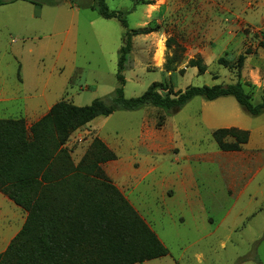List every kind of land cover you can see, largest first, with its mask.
I'll return each mask as SVG.
<instances>
[{
    "label": "rangeland",
    "instance_id": "rangeland-1",
    "mask_svg": "<svg viewBox=\"0 0 264 264\" xmlns=\"http://www.w3.org/2000/svg\"><path fill=\"white\" fill-rule=\"evenodd\" d=\"M91 2L0 5V119L23 117L29 127L59 100L83 106L114 93L125 28L116 18L100 17ZM105 3L123 11L130 29L157 27L131 38L126 98L152 83L177 91L240 81L253 104L264 99V0ZM247 49L238 73L236 58ZM221 56L227 66L217 62ZM193 57L205 63L203 73L188 65ZM228 127L248 130L237 152L219 150L212 138L214 129ZM94 137L117 156L103 169L168 249L141 264H264V112L248 115L232 96H195L176 112L116 110L69 138L74 163ZM2 196L0 252L21 210Z\"/></svg>",
    "mask_w": 264,
    "mask_h": 264
},
{
    "label": "trees",
    "instance_id": "trees-1",
    "mask_svg": "<svg viewBox=\"0 0 264 264\" xmlns=\"http://www.w3.org/2000/svg\"><path fill=\"white\" fill-rule=\"evenodd\" d=\"M13 1L0 0V5ZM27 1L40 7L60 0ZM91 8L102 18H116L125 28L117 59L118 84L112 95L97 97L88 105L59 100L30 127L23 117L0 119V191L27 212L21 229L0 252V264H141L168 254L104 171L102 165L117 158L104 141L92 138L77 163L73 162L66 143L94 118L145 106L176 112L195 96L206 101L232 96L248 115L264 112V99L253 104L240 81L190 85L177 91L152 83L140 96L126 98L123 72L131 38L157 27L130 29L123 11L109 9L105 0H92ZM259 46L264 49V42ZM250 53L247 49L237 56L238 73ZM217 62L227 66L229 61L221 56ZM188 65L200 74L206 70L200 57L189 59ZM211 134L221 151H239L249 138L248 130L237 127L217 128Z\"/></svg>",
    "mask_w": 264,
    "mask_h": 264
},
{
    "label": "crops",
    "instance_id": "crops-1",
    "mask_svg": "<svg viewBox=\"0 0 264 264\" xmlns=\"http://www.w3.org/2000/svg\"><path fill=\"white\" fill-rule=\"evenodd\" d=\"M88 6L89 7H91L92 6V2L91 3H89L88 4ZM40 118V117H39ZM39 118H37L36 120H38ZM36 120H34V122L36 121ZM92 121V120H91ZM90 121V122H91ZM34 122H32V123H30L29 124V127L34 123ZM89 122V123H90ZM25 123H26V126H27V121H26V118H25ZM89 123H87L86 125H88ZM80 129V128H79ZM78 129V130H79ZM78 130H76V131H78ZM76 131L75 132H73L72 134H71V136L74 134V133H76ZM70 136V137H71ZM107 145V144H106ZM108 146V145H107ZM109 147V146H108ZM111 149V148H110ZM230 152H237V151H230ZM117 159V158H116ZM115 159V160H116ZM115 160H112V161H115ZM108 162H111V161H108ZM105 171V170H104ZM107 174V173H106ZM108 175V174H107ZM109 177V176H108ZM110 178V177H109ZM116 186V185H115ZM119 190H120V188L118 187V186H116ZM121 191V190H120ZM121 193L124 195V193L121 191ZM0 194L1 195H3L2 197H3V199H7L8 201H12L11 199H9L4 193H2L1 191H0ZM185 195H186V193H184ZM124 197L128 200V198H127V196H125L124 195ZM129 201V200H128ZM13 202V201H12ZM14 203V202H13ZM129 203L134 207V209H135V206L129 201ZM15 204V203H14ZM16 205V204H15ZM16 206H18V205H16ZM21 210H18V211H15V213L13 214V216L14 217H16L17 218V220L19 221V225H18V227L15 229V231L13 232V234L10 236V239H9V241H8V243L10 242V240L16 235V233L21 229V227H22V225H23V223L25 222V219H26V216H27V212L26 211H24L20 206H18ZM136 211H137V209H135ZM138 213H139V211H137ZM139 215L144 219V221L149 225V227L152 229V227H151V224L149 223V221L141 214V213H139ZM8 243H7V245H8ZM6 248V247H5ZM2 252V251H1Z\"/></svg>",
    "mask_w": 264,
    "mask_h": 264
},
{
    "label": "bare ground",
    "instance_id": "bare-ground-1",
    "mask_svg": "<svg viewBox=\"0 0 264 264\" xmlns=\"http://www.w3.org/2000/svg\"><path fill=\"white\" fill-rule=\"evenodd\" d=\"M157 58H158V59L160 58V55H159V54H157Z\"/></svg>",
    "mask_w": 264,
    "mask_h": 264
}]
</instances>
